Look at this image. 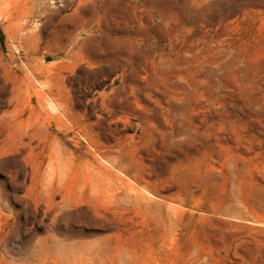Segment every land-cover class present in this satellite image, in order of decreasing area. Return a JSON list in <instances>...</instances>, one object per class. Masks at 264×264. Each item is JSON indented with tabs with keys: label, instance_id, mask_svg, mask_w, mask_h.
I'll return each mask as SVG.
<instances>
[{
	"label": "rangeland",
	"instance_id": "1",
	"mask_svg": "<svg viewBox=\"0 0 264 264\" xmlns=\"http://www.w3.org/2000/svg\"><path fill=\"white\" fill-rule=\"evenodd\" d=\"M0 264H264V0H0Z\"/></svg>",
	"mask_w": 264,
	"mask_h": 264
},
{
	"label": "bare ground",
	"instance_id": "2",
	"mask_svg": "<svg viewBox=\"0 0 264 264\" xmlns=\"http://www.w3.org/2000/svg\"><path fill=\"white\" fill-rule=\"evenodd\" d=\"M235 208H236V206H235ZM237 213L242 214L240 210H237Z\"/></svg>",
	"mask_w": 264,
	"mask_h": 264
}]
</instances>
